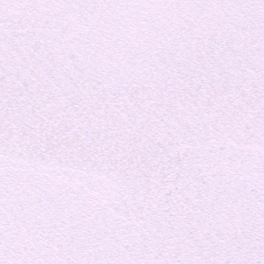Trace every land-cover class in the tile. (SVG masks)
Listing matches in <instances>:
<instances>
[{"label": "snow or ice", "instance_id": "6c2138e0", "mask_svg": "<svg viewBox=\"0 0 264 264\" xmlns=\"http://www.w3.org/2000/svg\"><path fill=\"white\" fill-rule=\"evenodd\" d=\"M0 264H264V0H0Z\"/></svg>", "mask_w": 264, "mask_h": 264}]
</instances>
